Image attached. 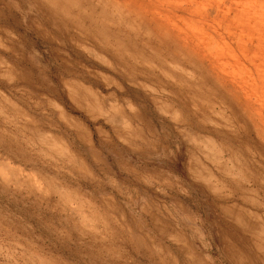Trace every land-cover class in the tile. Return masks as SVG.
<instances>
[{"label": "rangeland", "instance_id": "rangeland-1", "mask_svg": "<svg viewBox=\"0 0 264 264\" xmlns=\"http://www.w3.org/2000/svg\"><path fill=\"white\" fill-rule=\"evenodd\" d=\"M6 258L264 264V0H0Z\"/></svg>", "mask_w": 264, "mask_h": 264}, {"label": "clouds", "instance_id": "clouds-1", "mask_svg": "<svg viewBox=\"0 0 264 264\" xmlns=\"http://www.w3.org/2000/svg\"><path fill=\"white\" fill-rule=\"evenodd\" d=\"M85 228H87V226H84ZM5 249H7V247H5ZM5 255H6V257H7V252H5ZM7 261H8V259L6 258L5 259V264H7Z\"/></svg>", "mask_w": 264, "mask_h": 264}]
</instances>
